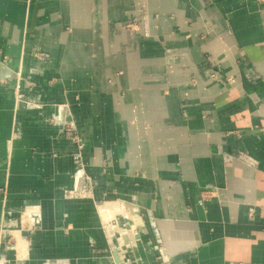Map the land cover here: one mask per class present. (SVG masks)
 <instances>
[{
    "label": "crops",
    "instance_id": "obj_1",
    "mask_svg": "<svg viewBox=\"0 0 264 264\" xmlns=\"http://www.w3.org/2000/svg\"><path fill=\"white\" fill-rule=\"evenodd\" d=\"M0 264H264V0H0Z\"/></svg>",
    "mask_w": 264,
    "mask_h": 264
},
{
    "label": "built area",
    "instance_id": "obj_2",
    "mask_svg": "<svg viewBox=\"0 0 264 264\" xmlns=\"http://www.w3.org/2000/svg\"><path fill=\"white\" fill-rule=\"evenodd\" d=\"M207 1H210V0H207ZM64 112H65V110L60 108V110L57 111V113L51 118L50 121L54 125L60 126L61 133H64V134L68 135L71 132H73L74 130H76L77 128H76V126H75V124L73 122L68 121L65 118ZM114 226H117V222L113 221V220L111 222H109L108 225H107L108 229L110 230V232L112 234H113V227Z\"/></svg>",
    "mask_w": 264,
    "mask_h": 264
},
{
    "label": "bare ground",
    "instance_id": "obj_3",
    "mask_svg": "<svg viewBox=\"0 0 264 264\" xmlns=\"http://www.w3.org/2000/svg\"><path fill=\"white\" fill-rule=\"evenodd\" d=\"M117 210V209H116ZM113 214V213H112ZM103 217V216H102ZM112 221V220H111ZM128 225L130 226V227H128ZM115 228H116V226H114ZM117 227H120L118 230L121 232V234L124 236V234L125 233H127L128 234V236L129 237H131V238H133V234H134V226H131L130 224H129V221L127 220V223L125 224V225H121V226H117ZM115 228H113V234H115V231H114V229ZM136 233V232H135ZM120 234V235H121ZM117 239H118V237H116ZM136 238V237H135ZM120 240V239H119Z\"/></svg>",
    "mask_w": 264,
    "mask_h": 264
},
{
    "label": "water",
    "instance_id": "obj_4",
    "mask_svg": "<svg viewBox=\"0 0 264 264\" xmlns=\"http://www.w3.org/2000/svg\"><path fill=\"white\" fill-rule=\"evenodd\" d=\"M38 7H39V1L34 6L33 19H32L33 23H35V21H36V15H37Z\"/></svg>",
    "mask_w": 264,
    "mask_h": 264
},
{
    "label": "rangeland",
    "instance_id": "obj_5",
    "mask_svg": "<svg viewBox=\"0 0 264 264\" xmlns=\"http://www.w3.org/2000/svg\"><path fill=\"white\" fill-rule=\"evenodd\" d=\"M113 228H115V227H113ZM120 227H117L116 226V228L114 229V231L116 232V230H118ZM123 234V233H122ZM124 235H126V236H128V234L127 233H125Z\"/></svg>",
    "mask_w": 264,
    "mask_h": 264
}]
</instances>
